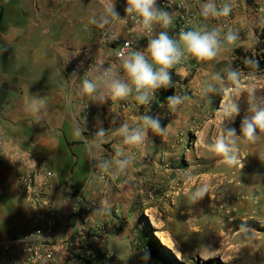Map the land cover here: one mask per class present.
<instances>
[{
    "label": "crops",
    "instance_id": "0c3cea01",
    "mask_svg": "<svg viewBox=\"0 0 264 264\" xmlns=\"http://www.w3.org/2000/svg\"><path fill=\"white\" fill-rule=\"evenodd\" d=\"M259 2L264 5V0ZM104 3L105 0H0V241L17 240L33 228L36 209L19 191L16 171L33 167V155L54 175L46 194L55 216L44 213L48 222L44 234L58 250L56 257L60 261L64 258L60 256L61 245L72 254L81 251L80 240L84 237L75 236L87 227L91 233L101 235L111 256L127 264L134 257L130 247L131 220L137 216L131 168L140 162L139 154L151 152L153 145L148 142L137 148L126 146L117 132L105 136L102 143L78 138V99L94 101L80 94L65 62L70 51L89 48L96 27L89 21L104 12ZM68 95L72 97L71 104ZM32 96L47 100L39 123L35 114L25 110ZM96 125L104 127L105 119L96 120ZM152 136L149 130L148 138ZM121 149L134 161L126 173L118 174L114 162ZM105 159L113 161L108 172L97 167ZM63 187L81 200L73 211L74 200L63 202L59 192ZM102 223L105 229L100 231ZM91 246L87 253L92 251ZM3 256L0 246V264ZM67 264L80 262L73 257Z\"/></svg>",
    "mask_w": 264,
    "mask_h": 264
},
{
    "label": "rangeland",
    "instance_id": "374dc122",
    "mask_svg": "<svg viewBox=\"0 0 264 264\" xmlns=\"http://www.w3.org/2000/svg\"><path fill=\"white\" fill-rule=\"evenodd\" d=\"M259 16L257 26H242L236 43L226 45L231 51H222L212 61L200 62L198 72H193L177 87V95L190 97L188 101L175 112L169 110L167 102L161 106L159 121L164 132L153 133L148 138L153 145L151 152L139 154L140 162L131 168V186L137 193L133 201L137 216L131 220L130 247L134 257L127 264H163L164 257L147 247V226L152 228L159 244L158 235L170 239L181 259L176 257L173 248L161 245L182 264L209 261L211 264H264V231L248 227L240 230L248 221L264 230V132L258 131L256 143H244L242 137L238 141L242 168L239 164L229 167L208 147L223 127L235 128L240 135L241 120L251 114L247 89L255 88L256 96L264 97V72L245 74L240 70L241 91L231 96L213 93L209 103L201 95L213 75L224 77L228 66L239 70L236 50L253 51L257 36L264 28V8ZM222 99L225 103L239 104L240 114L234 120H225L218 111ZM201 185L208 186V193L193 203L190 194ZM98 228L103 231L105 224ZM83 237L80 244L89 247L98 239L90 249H100L111 256L100 234L91 233L86 227ZM82 253L75 251L74 254ZM146 254L147 260L143 259Z\"/></svg>",
    "mask_w": 264,
    "mask_h": 264
},
{
    "label": "clouds",
    "instance_id": "9594fccd",
    "mask_svg": "<svg viewBox=\"0 0 264 264\" xmlns=\"http://www.w3.org/2000/svg\"><path fill=\"white\" fill-rule=\"evenodd\" d=\"M175 0H170L169 7ZM199 3V0H198ZM181 3L179 7H184ZM233 12V3L231 0H224V3L217 5L216 0H204L199 3V16L204 20L218 19L228 17ZM125 16L133 20L136 30L149 34L147 48L141 50H130L131 45L125 42L119 49V65L99 62L95 69L92 66L85 74L91 73V76L85 75L80 85V94L91 97L93 101L104 103L107 100H126L132 97L139 105L144 106L151 103L157 90L173 87L171 72L177 69L176 74L187 73L184 67L188 60L198 62H208L214 60L222 51H231L226 45H234L238 40V33L232 29L224 31L220 26L209 27L207 23L201 24L187 30L181 29L178 38H173L167 31L174 24V13L169 12L157 6V0H126ZM116 12L114 0H105L104 12L99 17L90 18L89 23L110 30L115 21H124ZM126 22V21H124ZM191 23V21H189ZM154 26H159L162 30L154 36ZM118 37H113L117 39ZM244 63L251 69H259V61L252 57H245ZM179 66V67H178ZM225 76L219 74L213 75L212 80L207 83L201 95L208 99L213 93H222L223 96H231L234 92L241 91L242 73L240 70L228 66L224 69ZM122 73V74H121ZM75 75V73H73ZM229 82L234 87L228 86ZM248 111L251 113L244 116L240 123V135H237L235 128H224L221 133L208 146L209 150L222 158L223 162L229 167H243L239 159L238 141L243 138L244 143H256L258 140V131L264 132V97L256 96L255 88H248ZM190 97L170 95L167 97V105L171 112L188 101ZM47 100L45 97L32 96L30 101L26 102L25 110L33 113L37 117V122L42 120V111L46 109ZM220 112L224 119L234 120L240 114V106L237 102L225 103L223 99L220 103ZM142 122L140 126L131 127L123 123L115 131L122 137L123 144L129 147L137 148L148 144V132L159 135L164 132L159 118L144 114L139 117ZM82 129L78 126L75 135L78 138L88 139L82 136ZM107 131L99 127L95 133V140L103 142ZM98 146V145H97ZM115 168L118 174L126 173L131 159L124 151L116 152ZM113 166L111 159L99 161L97 167L104 172H108ZM187 179H191L190 176ZM208 193V186L201 185L196 187L190 194L193 203L204 198ZM246 229L245 225L240 226V230ZM143 259H149L146 254Z\"/></svg>",
    "mask_w": 264,
    "mask_h": 264
},
{
    "label": "built area",
    "instance_id": "2783aa9c",
    "mask_svg": "<svg viewBox=\"0 0 264 264\" xmlns=\"http://www.w3.org/2000/svg\"><path fill=\"white\" fill-rule=\"evenodd\" d=\"M202 2L204 0H199V3ZM231 2L233 3V12L228 17L214 18L208 21H204L199 16L198 0H175L171 7H169L170 0H157V6L174 13V24L167 29L173 38H178L177 34L182 28L187 30L204 23H207L209 27L220 26L224 31L230 28L237 32L238 37H240L243 25L259 22V15L264 5L259 0H231ZM181 3L185 6L179 7ZM216 3L219 6L224 3V0H216ZM114 6L120 17H125L124 21L126 22L115 21L110 30L96 26L94 28V40L89 48L72 50L66 55L65 62L69 75L77 87H80L85 75L91 76V73L85 74L91 66L94 70L99 62H106L103 65L105 68L108 67V64L119 65L118 52L126 41L131 45L130 50L143 51L147 48L149 34L137 31L134 21L125 16L126 0H115ZM154 28L153 36L162 30L159 26H154ZM113 37L118 38L113 39ZM199 64L200 62L194 59L186 61L184 65L187 69L186 75H177V69H173L171 72L173 87L157 90L155 97L152 98L151 103L148 105L141 106L132 97L115 101L109 99L104 103L94 101V104L85 98H79V118H76L75 122L77 127L80 126L83 130L82 136L87 138L88 141L95 140V133L98 130L96 120L102 118L105 119L103 128L107 131L106 136L116 133L115 130L123 123L129 124L131 127L139 126L141 122L139 117L144 114L159 118L160 108L167 102V97L177 95V87L183 85L193 72H198ZM68 103H73L70 95H68ZM107 106L109 107L106 110L105 107ZM151 108L152 111L149 112ZM85 119L86 123H84ZM31 159L33 167L26 169L17 168L16 171L19 191L26 194L29 205L36 209L32 220L33 228L17 240L0 241V246L4 253L2 263L67 264V260L73 258V254L65 246L61 245L59 248V250H62L60 256L64 258L60 261L56 257L58 250L54 248V244L46 240L44 234L45 226L48 223L44 213L51 217L55 216L54 211H52V203L46 194L52 187L51 180L54 175L43 161L33 155H30ZM59 192L63 197V202L74 200L71 211L75 210L77 204L81 201L80 198L75 196L67 187L60 188ZM140 211L143 212V210ZM80 236H83V233L78 231L75 239Z\"/></svg>",
    "mask_w": 264,
    "mask_h": 264
},
{
    "label": "trees",
    "instance_id": "16d2710c",
    "mask_svg": "<svg viewBox=\"0 0 264 264\" xmlns=\"http://www.w3.org/2000/svg\"><path fill=\"white\" fill-rule=\"evenodd\" d=\"M245 57H252L259 61V69H251L248 66L245 65L244 60ZM235 61L236 66L245 74L255 73V72H264V28H262L261 32L257 36V43L251 52H243L240 50H236L235 52ZM246 227L256 229L259 232H262L264 230H261L258 226L255 225L254 222L248 221L246 222ZM145 238L148 241V249L155 253L161 254L163 259V264H182L181 262H178L174 256L171 254V252L163 247L161 244H159L158 240L153 235V230L149 226H147V231L145 233ZM79 249L82 254H74V257L77 261L80 262V264H117L114 256H109L105 252H103L100 249L92 250L89 252V254H86L87 252V246L80 245ZM205 264H211L210 261Z\"/></svg>",
    "mask_w": 264,
    "mask_h": 264
},
{
    "label": "bare ground",
    "instance_id": "6f19581e",
    "mask_svg": "<svg viewBox=\"0 0 264 264\" xmlns=\"http://www.w3.org/2000/svg\"><path fill=\"white\" fill-rule=\"evenodd\" d=\"M158 234V233H156ZM158 239L160 240V243L168 248H173V252L174 254H176V257L178 256V258H182V255H179V251H175L176 249H174V247H172V242L170 241V239H168V237L164 236V235H158Z\"/></svg>",
    "mask_w": 264,
    "mask_h": 264
}]
</instances>
